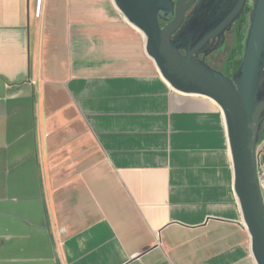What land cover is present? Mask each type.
I'll list each match as a JSON object with an SVG mask.
<instances>
[{"label":"crops","instance_id":"1","mask_svg":"<svg viewBox=\"0 0 264 264\" xmlns=\"http://www.w3.org/2000/svg\"><path fill=\"white\" fill-rule=\"evenodd\" d=\"M0 264H256L220 108L112 0H0Z\"/></svg>","mask_w":264,"mask_h":264},{"label":"water","instance_id":"2","mask_svg":"<svg viewBox=\"0 0 264 264\" xmlns=\"http://www.w3.org/2000/svg\"><path fill=\"white\" fill-rule=\"evenodd\" d=\"M112 1L124 19L143 34L146 53L170 88L203 96L220 108L243 224L256 264H264V204L256 162L264 127V0H251L241 62L231 78L210 68L199 54L209 38L223 37L239 18L246 0H200L173 38L194 0ZM173 14V20L160 28L158 19L168 20Z\"/></svg>","mask_w":264,"mask_h":264},{"label":"flooded vegetation","instance_id":"3","mask_svg":"<svg viewBox=\"0 0 264 264\" xmlns=\"http://www.w3.org/2000/svg\"><path fill=\"white\" fill-rule=\"evenodd\" d=\"M176 1L177 0H173L174 3H176ZM199 1L200 0H194L193 3L185 10L184 20L179 26V28L176 30V32L171 36V38H173V36L183 28L186 19L193 13ZM250 1L251 0H246V3L243 7V11L240 14L239 18L232 22L229 29H226L224 31L223 37L219 38V36H215L209 38L205 46L203 47V51L199 54V59L204 60V62L210 68L221 72L228 78H231L232 74L236 70H232L231 67L233 63V55L237 34H243L245 32L246 36V30L248 28V13L251 9ZM174 16L175 14H173L172 17L170 16V19L168 20L159 18L158 21L160 28H164L170 21L173 20ZM216 45H220V47L215 49ZM181 54L184 55V51H181Z\"/></svg>","mask_w":264,"mask_h":264},{"label":"trees","instance_id":"4","mask_svg":"<svg viewBox=\"0 0 264 264\" xmlns=\"http://www.w3.org/2000/svg\"><path fill=\"white\" fill-rule=\"evenodd\" d=\"M244 36L245 32L243 34H237L236 37V43H235V49H234V55H233V63H232V70H235L238 68L240 62H241V57L243 54V44H244ZM264 133V127L262 130V134Z\"/></svg>","mask_w":264,"mask_h":264},{"label":"built area","instance_id":"5","mask_svg":"<svg viewBox=\"0 0 264 264\" xmlns=\"http://www.w3.org/2000/svg\"><path fill=\"white\" fill-rule=\"evenodd\" d=\"M40 7V1H39ZM37 14L39 15V9ZM264 153V133L261 135L260 141L256 147V162H257V176L259 183L260 181L264 180V164L260 163V155Z\"/></svg>","mask_w":264,"mask_h":264},{"label":"rangeland","instance_id":"6","mask_svg":"<svg viewBox=\"0 0 264 264\" xmlns=\"http://www.w3.org/2000/svg\"><path fill=\"white\" fill-rule=\"evenodd\" d=\"M250 3H251V1H250ZM223 57V56H222Z\"/></svg>","mask_w":264,"mask_h":264}]
</instances>
